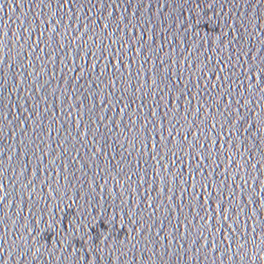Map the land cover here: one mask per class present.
Returning a JSON list of instances; mask_svg holds the SVG:
<instances>
[{"label":"water","instance_id":"95a60500","mask_svg":"<svg viewBox=\"0 0 264 264\" xmlns=\"http://www.w3.org/2000/svg\"><path fill=\"white\" fill-rule=\"evenodd\" d=\"M262 69L264 0H0V264H264Z\"/></svg>","mask_w":264,"mask_h":264},{"label":"snow or ice","instance_id":"6c2138e0","mask_svg":"<svg viewBox=\"0 0 264 264\" xmlns=\"http://www.w3.org/2000/svg\"><path fill=\"white\" fill-rule=\"evenodd\" d=\"M262 71H264V69H262ZM257 83H259V80H257ZM262 90H264V89H262Z\"/></svg>","mask_w":264,"mask_h":264}]
</instances>
